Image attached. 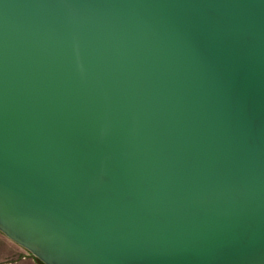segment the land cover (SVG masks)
I'll use <instances>...</instances> for the list:
<instances>
[{
  "label": "water",
  "instance_id": "obj_1",
  "mask_svg": "<svg viewBox=\"0 0 264 264\" xmlns=\"http://www.w3.org/2000/svg\"><path fill=\"white\" fill-rule=\"evenodd\" d=\"M0 232L42 264H264V0H0Z\"/></svg>",
  "mask_w": 264,
  "mask_h": 264
},
{
  "label": "crops",
  "instance_id": "obj_2",
  "mask_svg": "<svg viewBox=\"0 0 264 264\" xmlns=\"http://www.w3.org/2000/svg\"><path fill=\"white\" fill-rule=\"evenodd\" d=\"M0 264H42L0 232Z\"/></svg>",
  "mask_w": 264,
  "mask_h": 264
}]
</instances>
